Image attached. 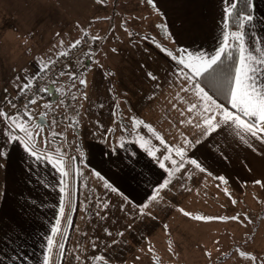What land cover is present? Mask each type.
<instances>
[{
  "label": "rangeland",
  "instance_id": "rangeland-1",
  "mask_svg": "<svg viewBox=\"0 0 264 264\" xmlns=\"http://www.w3.org/2000/svg\"><path fill=\"white\" fill-rule=\"evenodd\" d=\"M93 1L0 0V83L6 81L4 77L11 73L22 74V71H27L24 87L30 84L34 81L33 76L39 72V64L50 62L59 52L78 41L88 29L93 30L89 35L95 33L100 39L98 48L93 52L94 63L81 68L70 81L63 78L53 85L58 98L48 101L40 96L21 115V126L17 125L18 133L30 148L46 160L60 165L70 158L66 156L69 155L80 161L82 179L79 182L82 187L78 198L81 204L86 205L87 210L93 202L87 204L86 200L113 196L110 195L108 185L101 181L98 182L102 189L99 192L94 185L97 174L85 172L84 168L89 166V162L93 164L88 155L93 150L106 151L104 158L111 161L114 158L110 155L113 154L112 147H118L120 139L127 136L126 131L131 134V128L127 125L122 128L117 119H127L129 113L139 110L149 98H144V90L141 98L134 93L137 73L123 72L135 62L131 49L127 48L129 42L133 41V37L140 38V28L147 21L150 27L144 33L151 34L155 39L153 50L160 49L157 24L176 17L180 6H191V0H110L107 4L96 0L101 8L96 14V2ZM258 1L260 0H251L252 8L253 2L257 4ZM229 4L233 5L234 1L231 0ZM118 6L128 8L127 12L136 23L135 26L127 23L125 28V23L119 24L118 16L114 14V9ZM218 16L224 17L225 11L218 12ZM90 19L97 24L94 26L96 31L91 27ZM128 26H134L132 28L136 30L130 31ZM119 27L125 29L114 31ZM118 41H125L126 57L118 63V73L113 74V57ZM241 42L240 33V46ZM174 50L175 48L171 51L170 58L184 62L183 58L174 54ZM31 68L36 72H28ZM241 77L249 83L245 73ZM8 84L9 87L0 88V98L4 102V110L10 112L6 98L15 96L23 87L20 90L16 88L23 83L19 78H13ZM12 84L20 85L12 88ZM164 84L162 77L151 74V81L147 80L145 90L152 95V90L160 86L154 90L163 95L161 88ZM170 89L174 91V95L181 94L177 88ZM66 96L71 100L70 108L64 104ZM144 107H148L147 102ZM232 107L239 113L243 112L234 105ZM195 108L190 111L194 112ZM69 110L72 118L74 117L71 124L55 121L50 116L53 111ZM238 112H234V115L238 116ZM39 117L45 119L44 125L37 123ZM181 123L177 130L184 132L186 126L183 125V120ZM173 124L174 122L169 128L174 129ZM187 128L191 131L195 125L191 124ZM55 135L60 136V139L55 140ZM88 139L96 141L93 149L85 144ZM193 141L196 142L194 139ZM169 142L174 144L171 139ZM12 146L14 141H8L5 134L0 132V165ZM83 159L89 160L88 164H84ZM177 161H185L190 165L199 162L202 165L200 159L193 158L192 162L189 157L179 159L173 156L169 158V165ZM32 169L37 170V166ZM189 169L182 166L178 172L171 168L164 172L163 182L160 183L162 185L144 202L146 210L143 206L139 207V210L147 213H142L141 216L149 219L144 218L146 222L142 223V226L146 225L145 230L137 233H91L87 230L71 233L70 240L65 242L59 264H264V173L242 175L241 178L246 179L241 186L236 182L227 184L222 175H218V188L208 190L214 184L209 181L201 184L206 175L199 176L195 171L189 174ZM89 176H95V179L90 181ZM121 177L122 175L117 187L121 185ZM164 186L166 190L162 191ZM142 190L117 191L114 200L125 201L128 199L125 197L127 192L132 197L141 198L144 193ZM67 192L70 195L69 190L63 191L60 198L65 199ZM162 192L159 199L157 195ZM111 210L109 217L116 225V218H119L118 227L126 222V218L120 215L131 213L122 203L118 207L113 206ZM99 212L94 210L91 215ZM137 229H141L140 223ZM41 250L36 255L38 264H44L46 249Z\"/></svg>",
  "mask_w": 264,
  "mask_h": 264
},
{
  "label": "crops",
  "instance_id": "crops-1",
  "mask_svg": "<svg viewBox=\"0 0 264 264\" xmlns=\"http://www.w3.org/2000/svg\"><path fill=\"white\" fill-rule=\"evenodd\" d=\"M230 1L191 0V6H180L176 17L168 18L164 24L156 26L160 49L153 50L155 39L151 34L144 33L150 27L147 21L140 28V38L131 39L133 41L129 42L127 48L131 49L135 62L123 72H136L138 78L134 93L141 98L144 90V98H149L139 110L129 113L127 119H117L122 128H125L124 125L131 128V134L126 131L127 136L120 139L118 147H112L113 154L110 155L114 158L111 161L105 160L106 151L96 150L91 152L94 154L88 155L93 164L83 159L84 164L89 165L84 168L85 172L97 174L94 185L99 192L102 191L98 185L101 181L108 185L110 195L113 194L112 198L86 200L87 204L93 202L88 210L78 198L82 187L79 182L82 179L80 161L66 155L70 158L58 165L37 154L17 131V125L22 124L21 117L11 114L9 110L5 111L0 98V132L5 134L8 141H14L10 153L0 165V264H38L36 255L48 244L47 233H66L62 255L71 233H81V230L91 233H137L145 230L146 225L142 226V223L149 219L144 217L145 220L141 216L147 213L139 210V207L143 206L146 210L144 202L159 189L164 172L170 168L178 172L184 166L190 168L189 174L195 171L199 176L206 175L201 184L205 181L214 184L208 190L218 188V175H222V179H227L229 183L236 181L241 186L246 179H242V175L264 173V135L252 124L263 122L259 128L264 125V0L257 4L253 2L252 13L244 19L239 31L242 42L228 102L230 106L243 110L240 113L244 117L234 115V111L220 103L190 75L199 76L223 52L228 39L227 11L232 5ZM94 7L97 14L101 8ZM127 10L121 6L114 9L119 24L125 23V28L127 23L136 24ZM220 11H225L224 17L218 16ZM95 25L94 22L91 27L94 29ZM134 26H128V30H136L132 28ZM125 28L119 27L114 31ZM90 31L93 30L88 29L84 33ZM124 42L118 41L116 44L118 48L113 57V74L118 73L117 65L126 57ZM173 47L174 54L183 58V64L190 70L189 74L176 63L180 60L170 58ZM30 70L28 72L35 69ZM26 72L5 76L6 81H1L0 88L9 87L8 82L13 78L22 80L23 85L12 84V88H24ZM244 73L249 83L241 77ZM151 74L164 79L165 84L161 88L163 95L154 90L160 88L162 80L160 86L152 90V95L146 92L145 86L147 80L151 81ZM170 87L179 89L181 94H172L174 91ZM146 102L148 107H144ZM193 107L196 108L191 112ZM182 120L186 126L184 132L177 130ZM172 122L174 129L169 128ZM191 124L195 128L190 131L187 127ZM170 139L174 144L169 142ZM85 144L93 149L96 141L88 139ZM172 156L179 159L189 157L192 162L193 158L200 159L202 165L199 162L190 165L185 161H177L170 166L169 158ZM72 160L71 168L69 164ZM35 165L37 170L32 169ZM120 175L121 185L117 187ZM88 178L93 181L95 176ZM134 189H143L141 198L132 197L127 192L125 197L128 199L125 201L114 200L117 191L134 192ZM68 190L70 195L67 192L68 197L65 193L66 198H60V194ZM165 190L164 186L162 191ZM162 194L159 193L157 197L161 199ZM121 196L124 197L123 194ZM119 203L131 211L130 214L120 215L126 218V222L119 223L120 227L118 217L117 225L109 217L111 208L118 207ZM94 210L100 212L91 215ZM138 222L141 224L140 230L137 229Z\"/></svg>",
  "mask_w": 264,
  "mask_h": 264
},
{
  "label": "trees",
  "instance_id": "trees-1",
  "mask_svg": "<svg viewBox=\"0 0 264 264\" xmlns=\"http://www.w3.org/2000/svg\"><path fill=\"white\" fill-rule=\"evenodd\" d=\"M94 1L96 2L94 4L100 7V5H98L99 3L97 2L98 0L97 1L94 0ZM99 1L107 4L109 3L110 0H99ZM101 6H106V5H101ZM251 13H252L251 0H236L227 12L228 39L226 41V45L224 46L223 52L221 53L219 58L199 76L190 74L198 81V83L205 90H207L216 99H219L220 102H222V104H225L226 107L230 108L234 112H238V111H236L234 108H232V106L229 105L228 97L231 92L232 82L234 79L235 70L238 63V57L240 52L239 31L244 19L248 17ZM90 21L92 25L93 21L91 19ZM95 36L96 35L93 34L89 35L88 33L87 34L84 33L78 39V41H76V43L74 42V44L68 46L64 51L59 52V54L55 58H53L50 62H45V63L42 62L41 64H39V68H40L39 72L33 77L34 78L33 80L44 76L52 63L62 58L67 51H71L82 44L86 47L87 53L84 59L81 61L78 69L70 72L66 71L63 74H60L58 77H56V79L52 81V86L60 82L63 78L69 81L73 79L74 76L80 72L81 68L91 66L94 63L93 52L95 49L98 48V42L100 40L99 37L97 38ZM176 63L181 68H184V70L187 71L188 74L190 73V70L185 67L183 62L177 61ZM54 94H56L58 97V94L56 93L55 90H54ZM52 96H53L52 93H49L47 89H43L41 93L42 98L48 101L49 100L53 101ZM66 98H69V96H66ZM238 114L244 117L243 114L239 112ZM261 123L263 122H260L259 125H257L252 122L254 126L258 127L257 130L264 135V129H263L264 127L259 128ZM72 165H73V160L70 161L69 167L72 168ZM224 181L227 184H229V181L227 179ZM241 184H243V181ZM65 236L66 233H47L46 238L48 237V244L45 246L46 251H45V256L43 257L44 264H51V263L59 264Z\"/></svg>",
  "mask_w": 264,
  "mask_h": 264
},
{
  "label": "built area",
  "instance_id": "built-area-1",
  "mask_svg": "<svg viewBox=\"0 0 264 264\" xmlns=\"http://www.w3.org/2000/svg\"><path fill=\"white\" fill-rule=\"evenodd\" d=\"M86 53V47L82 44L71 51H67L62 58L51 64L43 78L35 79L27 85L23 91L17 92L15 96H8L6 102L11 108L10 113L18 116L24 114L25 111L28 110L29 105L41 96L43 89H47L49 85H52V81L56 79V77L66 71L70 72L78 69ZM49 93H52L53 101L58 98L57 95L54 94V90ZM70 102V98L66 99L64 102L65 106L68 107ZM50 116L55 121H64L67 124L72 122V116L66 111H53ZM55 137V140L59 139L58 136Z\"/></svg>",
  "mask_w": 264,
  "mask_h": 264
},
{
  "label": "water",
  "instance_id": "water-1",
  "mask_svg": "<svg viewBox=\"0 0 264 264\" xmlns=\"http://www.w3.org/2000/svg\"><path fill=\"white\" fill-rule=\"evenodd\" d=\"M47 90L50 92V91H53V86L52 85H49ZM37 123L40 124V125H44L46 123L45 119L43 117H39L38 120H37Z\"/></svg>",
  "mask_w": 264,
  "mask_h": 264
}]
</instances>
